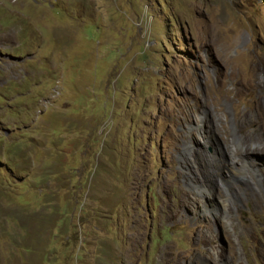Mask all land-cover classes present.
Masks as SVG:
<instances>
[{
  "label": "rangeland",
  "instance_id": "374dc122",
  "mask_svg": "<svg viewBox=\"0 0 264 264\" xmlns=\"http://www.w3.org/2000/svg\"><path fill=\"white\" fill-rule=\"evenodd\" d=\"M0 52V264H264V0H0Z\"/></svg>",
  "mask_w": 264,
  "mask_h": 264
},
{
  "label": "flooded vegetation",
  "instance_id": "af4514ba",
  "mask_svg": "<svg viewBox=\"0 0 264 264\" xmlns=\"http://www.w3.org/2000/svg\"><path fill=\"white\" fill-rule=\"evenodd\" d=\"M14 57L13 56H10V55H7V54H5V53H2V52H0V64H1V62L3 61V60H8V59H13ZM150 217V218H149ZM147 219H145L146 221H149L150 219H151V221H152V217L151 216H149ZM152 229V223H151V225H150V230ZM184 264H187V263H184ZM191 264H204L202 261H200V260H197V262H195V263H191Z\"/></svg>",
  "mask_w": 264,
  "mask_h": 264
},
{
  "label": "bare ground",
  "instance_id": "6f19581e",
  "mask_svg": "<svg viewBox=\"0 0 264 264\" xmlns=\"http://www.w3.org/2000/svg\"><path fill=\"white\" fill-rule=\"evenodd\" d=\"M259 62H261V61L258 60V64H259ZM191 149H192V147L189 148V150H191ZM240 152H242V151H240ZM228 200H229V199H228ZM205 206H206L205 209H207V208H208L207 203H205ZM224 207H226V206H224Z\"/></svg>",
  "mask_w": 264,
  "mask_h": 264
},
{
  "label": "water",
  "instance_id": "95a60500",
  "mask_svg": "<svg viewBox=\"0 0 264 264\" xmlns=\"http://www.w3.org/2000/svg\"><path fill=\"white\" fill-rule=\"evenodd\" d=\"M13 59H15V58H13Z\"/></svg>",
  "mask_w": 264,
  "mask_h": 264
}]
</instances>
